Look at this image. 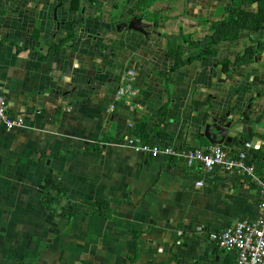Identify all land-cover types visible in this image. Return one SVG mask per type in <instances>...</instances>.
Here are the masks:
<instances>
[{"label":"crops","instance_id":"obj_1","mask_svg":"<svg viewBox=\"0 0 264 264\" xmlns=\"http://www.w3.org/2000/svg\"><path fill=\"white\" fill-rule=\"evenodd\" d=\"M125 1L0 0V95L24 120L0 121V264H236L209 233L257 217L264 145L246 150L252 176L122 143L204 148L201 110H244L250 99V125L220 146L236 155L264 140V30L209 45L229 0H138V16L160 22L162 36L148 39L122 29L118 9L105 19L117 5L134 9L137 0ZM85 22L107 32L103 48ZM172 41L189 60L176 68ZM250 45L261 46L251 62H236ZM128 72L137 94L118 101ZM50 177L64 193L48 188Z\"/></svg>","mask_w":264,"mask_h":264},{"label":"built area","instance_id":"obj_2","mask_svg":"<svg viewBox=\"0 0 264 264\" xmlns=\"http://www.w3.org/2000/svg\"><path fill=\"white\" fill-rule=\"evenodd\" d=\"M134 75L132 72L122 79L116 92L115 99L129 100L137 94L134 87ZM112 110V107L110 108ZM0 121L7 127L23 125V118L12 117L8 114L7 104L0 95ZM123 146L152 158L166 156L182 159L188 165L193 162H200L205 170L213 166H222L228 171H238L253 176V166L249 163V156L246 150L260 148L264 140L258 141L257 145L252 142H245V150L239 151L236 155H230L219 144H210L204 148H184L177 146H151L140 142L134 137L127 138ZM259 186V201L257 204L258 214L253 220H242L234 226H230L220 232H210L209 237L219 247L232 249L237 252L236 264H264V179L254 177ZM197 185L202 182L198 181Z\"/></svg>","mask_w":264,"mask_h":264},{"label":"water","instance_id":"obj_3","mask_svg":"<svg viewBox=\"0 0 264 264\" xmlns=\"http://www.w3.org/2000/svg\"><path fill=\"white\" fill-rule=\"evenodd\" d=\"M47 2L49 3V1ZM137 2L138 0L134 5V9H132L127 15H124L125 9H123V6L120 10L117 8L119 5H117V7H112L109 11L108 17L105 19L108 21L112 17V13L118 9L114 14V17L119 19L123 17L122 29L141 32L143 35L147 36L148 39L150 34L161 37L162 33L159 20L151 22L143 21V16H138L143 9L137 8ZM54 19H57L56 8ZM94 25L96 24L94 23ZM83 29H85L87 33V38L95 42V46L104 47L102 42H100V38L106 37L107 32L103 35L96 26L88 25L86 22ZM93 29L95 31H93ZM116 29L119 32L121 31V27L118 25L116 26ZM249 104L250 105L246 106V109L240 110L238 106L231 108V103H228V108L225 111H223L224 108H214L212 104L208 105L205 109L201 110L202 112L196 117V122L198 123V130L196 132L198 136L205 137L211 144L223 145L224 143H230L231 139L235 138L240 131H244L242 125L248 126L249 122L255 117V109H253L255 102H252V99H250Z\"/></svg>","mask_w":264,"mask_h":264},{"label":"trees","instance_id":"obj_4","mask_svg":"<svg viewBox=\"0 0 264 264\" xmlns=\"http://www.w3.org/2000/svg\"><path fill=\"white\" fill-rule=\"evenodd\" d=\"M224 15L218 20L212 22L211 33L212 39L209 45L219 43L224 40H232L239 36L242 30L259 31L264 30V0H229L221 9ZM189 42L190 39L186 38ZM196 42H190V46H196ZM261 46H247L240 56L236 57L238 63L251 62L254 54ZM210 46L202 49L200 53L208 51ZM167 54L174 59L173 68L183 65L185 62L182 58L183 52L179 50L174 42L167 46ZM198 54V55H199ZM136 135L144 137L145 130L138 128ZM48 188L54 189L57 195L64 193L60 185L54 183V178L47 179ZM102 204L104 202H99Z\"/></svg>","mask_w":264,"mask_h":264},{"label":"rangeland","instance_id":"obj_5","mask_svg":"<svg viewBox=\"0 0 264 264\" xmlns=\"http://www.w3.org/2000/svg\"><path fill=\"white\" fill-rule=\"evenodd\" d=\"M219 11H220V10H218L217 13H218ZM187 37H188V34H185V35H184V38H187ZM192 42H194V41H192ZM189 44H190V42H189ZM120 100L122 101V99H120ZM118 101H119V100H118Z\"/></svg>","mask_w":264,"mask_h":264},{"label":"bare ground","instance_id":"obj_6","mask_svg":"<svg viewBox=\"0 0 264 264\" xmlns=\"http://www.w3.org/2000/svg\"><path fill=\"white\" fill-rule=\"evenodd\" d=\"M13 127V126H12ZM12 127H10V128H12ZM16 127V126H15Z\"/></svg>","mask_w":264,"mask_h":264},{"label":"flooded vegetation","instance_id":"obj_7","mask_svg":"<svg viewBox=\"0 0 264 264\" xmlns=\"http://www.w3.org/2000/svg\"><path fill=\"white\" fill-rule=\"evenodd\" d=\"M226 5V4H225ZM223 13V12H222ZM224 14V13H223Z\"/></svg>","mask_w":264,"mask_h":264}]
</instances>
